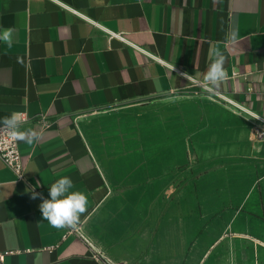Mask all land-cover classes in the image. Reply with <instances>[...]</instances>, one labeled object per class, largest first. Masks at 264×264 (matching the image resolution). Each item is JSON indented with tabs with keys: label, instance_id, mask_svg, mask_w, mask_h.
<instances>
[{
	"label": "crops",
	"instance_id": "crops-1",
	"mask_svg": "<svg viewBox=\"0 0 264 264\" xmlns=\"http://www.w3.org/2000/svg\"><path fill=\"white\" fill-rule=\"evenodd\" d=\"M8 28L12 46L0 40V119L21 113L20 130L41 138L19 141L23 181L0 158V264H109L83 236L53 228L42 201L30 198L32 189L49 198L65 176L88 198L78 225L115 261L238 264L245 251L264 258L260 218L228 221L214 241L205 229L193 232L182 253L175 250V208L150 217L141 202L147 190L117 188L114 166L101 163L84 134L95 116L179 95L233 101L264 120V0H0V33ZM217 51L226 78L213 87L205 77ZM234 226L251 233H229ZM199 237L209 244L204 252L190 246Z\"/></svg>",
	"mask_w": 264,
	"mask_h": 264
},
{
	"label": "rangeland",
	"instance_id": "rangeland-1",
	"mask_svg": "<svg viewBox=\"0 0 264 264\" xmlns=\"http://www.w3.org/2000/svg\"><path fill=\"white\" fill-rule=\"evenodd\" d=\"M134 106L95 116L84 134L101 163L114 166L117 188L147 190L141 202L147 201L150 217L167 218L175 208L180 222L175 223V250L182 253L193 232L198 237L205 229L214 241L228 221L264 219L263 119L221 100L191 95ZM80 226L109 264H124ZM242 230L250 231L234 226L228 232ZM208 245L199 237L190 246L204 252ZM248 255L245 251L237 263L264 264V258ZM193 261L197 264L199 257Z\"/></svg>",
	"mask_w": 264,
	"mask_h": 264
},
{
	"label": "clouds",
	"instance_id": "clouds-1",
	"mask_svg": "<svg viewBox=\"0 0 264 264\" xmlns=\"http://www.w3.org/2000/svg\"><path fill=\"white\" fill-rule=\"evenodd\" d=\"M13 29H4L0 33V40H3L12 46ZM237 31L230 30L228 38L235 42L237 38ZM225 56L217 51L215 58L209 67L205 82L213 87H218L219 83L226 78L224 70ZM25 121L22 119V114L13 112L10 116H5L0 119V130L7 132L13 139L23 141L29 145L37 142L41 138V133L33 130H20L21 125ZM73 181L70 177H61L56 180L49 188V198H43L41 193L31 190V199L39 198L42 202L39 205L42 218L56 229H75L79 222L80 216L86 212L88 198L86 194L80 191H71L73 189Z\"/></svg>",
	"mask_w": 264,
	"mask_h": 264
},
{
	"label": "built area",
	"instance_id": "built-area-1",
	"mask_svg": "<svg viewBox=\"0 0 264 264\" xmlns=\"http://www.w3.org/2000/svg\"><path fill=\"white\" fill-rule=\"evenodd\" d=\"M74 11L76 12V10H74ZM104 29L109 34L110 38L116 37V36L117 37L121 36L119 33H116L112 30H109L107 28H104ZM224 100L229 101V99H226V98ZM229 102H231L232 105L239 106V108L242 107V106L234 103L233 101H229ZM40 121L43 123L44 126H47L45 114H41ZM0 158L15 173L18 181L25 180V174H24L25 162L22 159V154H21V150L19 147V141L13 139L10 135L7 134V132H5L3 130H0ZM70 233L79 234V235L83 236V238L85 240H87V238L81 232V226L80 225H78L75 229H69L68 228L66 235H68ZM87 242L92 246L91 242H89L88 240H87ZM96 253L101 255V253L98 250H96ZM3 258H4V255L0 254V262L3 261Z\"/></svg>",
	"mask_w": 264,
	"mask_h": 264
}]
</instances>
